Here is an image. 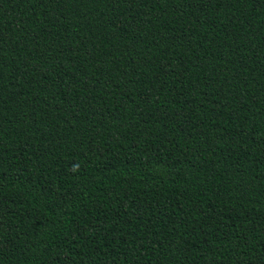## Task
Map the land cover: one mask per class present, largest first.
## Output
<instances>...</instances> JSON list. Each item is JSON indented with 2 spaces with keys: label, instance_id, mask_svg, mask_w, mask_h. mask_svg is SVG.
<instances>
[{
  "label": "trees",
  "instance_id": "16d2710c",
  "mask_svg": "<svg viewBox=\"0 0 264 264\" xmlns=\"http://www.w3.org/2000/svg\"><path fill=\"white\" fill-rule=\"evenodd\" d=\"M0 264H264V0H0Z\"/></svg>",
  "mask_w": 264,
  "mask_h": 264
}]
</instances>
